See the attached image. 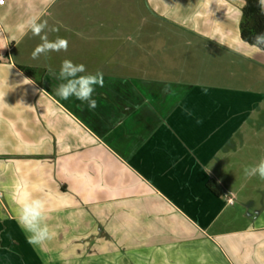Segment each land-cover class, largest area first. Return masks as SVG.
I'll return each instance as SVG.
<instances>
[{
	"label": "crops",
	"instance_id": "1",
	"mask_svg": "<svg viewBox=\"0 0 264 264\" xmlns=\"http://www.w3.org/2000/svg\"><path fill=\"white\" fill-rule=\"evenodd\" d=\"M244 1L0 0V264H264V180L243 174L264 157V51L240 39ZM31 18L67 51L32 59ZM65 59L103 74L95 109L56 95Z\"/></svg>",
	"mask_w": 264,
	"mask_h": 264
},
{
	"label": "clouds",
	"instance_id": "2",
	"mask_svg": "<svg viewBox=\"0 0 264 264\" xmlns=\"http://www.w3.org/2000/svg\"><path fill=\"white\" fill-rule=\"evenodd\" d=\"M47 28V21L41 22L38 18H31L25 24L20 25L22 32H25V29L30 30L34 36H39L41 39V43L31 53L34 60L42 55L47 56L49 52L67 51L68 41L60 37L50 41L45 31ZM51 31H58V29L53 28ZM242 42L254 48L257 52L264 51V33L256 35L251 45L247 42ZM84 73H86L85 65L74 64L68 59L63 60L56 76L61 81L56 86V95L64 101L75 98L76 101L86 103L89 109H95L97 101L93 98V93L97 87L104 86V77L102 73L94 75ZM243 174L246 178L258 176L261 180H264V157H261L258 164L244 167ZM19 204V222L31 233L28 242L30 244L42 243L49 236L47 226L41 224L44 208L43 201L30 199L29 194L26 193L19 201Z\"/></svg>",
	"mask_w": 264,
	"mask_h": 264
},
{
	"label": "trees",
	"instance_id": "3",
	"mask_svg": "<svg viewBox=\"0 0 264 264\" xmlns=\"http://www.w3.org/2000/svg\"><path fill=\"white\" fill-rule=\"evenodd\" d=\"M240 38L249 45L253 43V38L264 33V9L260 0H245L241 8V21L239 24ZM25 71V69H22ZM216 194H220V189L215 182L208 183Z\"/></svg>",
	"mask_w": 264,
	"mask_h": 264
},
{
	"label": "rangeland",
	"instance_id": "4",
	"mask_svg": "<svg viewBox=\"0 0 264 264\" xmlns=\"http://www.w3.org/2000/svg\"><path fill=\"white\" fill-rule=\"evenodd\" d=\"M170 44H171V43H168V44H167V47H172V45H170ZM30 258H31V257H30ZM33 258H34V257H33ZM33 258H32V259H33ZM34 259H35V258H34Z\"/></svg>",
	"mask_w": 264,
	"mask_h": 264
},
{
	"label": "built area",
	"instance_id": "5",
	"mask_svg": "<svg viewBox=\"0 0 264 264\" xmlns=\"http://www.w3.org/2000/svg\"><path fill=\"white\" fill-rule=\"evenodd\" d=\"M0 4H1V2H0ZM228 202H232L231 199H229Z\"/></svg>",
	"mask_w": 264,
	"mask_h": 264
}]
</instances>
